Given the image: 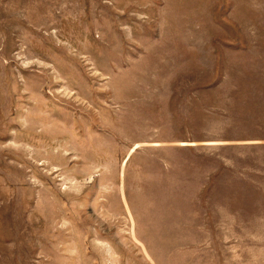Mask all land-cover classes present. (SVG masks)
<instances>
[{
    "label": "rangeland",
    "instance_id": "rangeland-1",
    "mask_svg": "<svg viewBox=\"0 0 264 264\" xmlns=\"http://www.w3.org/2000/svg\"><path fill=\"white\" fill-rule=\"evenodd\" d=\"M0 264H264V0H0Z\"/></svg>",
    "mask_w": 264,
    "mask_h": 264
},
{
    "label": "crops",
    "instance_id": "crops-1",
    "mask_svg": "<svg viewBox=\"0 0 264 264\" xmlns=\"http://www.w3.org/2000/svg\"><path fill=\"white\" fill-rule=\"evenodd\" d=\"M256 143H249V144H243V145H246V146H249V147H252L253 145H255ZM219 145H222L223 147L225 148H234V149H237V150H240V148H242L241 144H233L231 142H228V143H220L218 144ZM218 171V174L220 172V170H217ZM225 172H229V170H226L225 169ZM238 177H241V174L238 172ZM218 182V181H217Z\"/></svg>",
    "mask_w": 264,
    "mask_h": 264
}]
</instances>
